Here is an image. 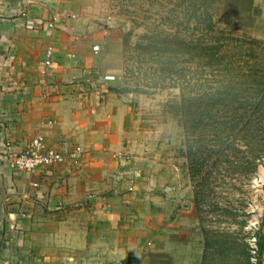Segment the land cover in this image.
<instances>
[{"label": "crops", "instance_id": "crops-1", "mask_svg": "<svg viewBox=\"0 0 264 264\" xmlns=\"http://www.w3.org/2000/svg\"><path fill=\"white\" fill-rule=\"evenodd\" d=\"M70 10L71 0H0V264L238 263L200 205L179 201V176L135 149L131 96L84 86L99 53ZM36 135L76 156L12 171L7 149Z\"/></svg>", "mask_w": 264, "mask_h": 264}, {"label": "rangeland", "instance_id": "rangeland-1", "mask_svg": "<svg viewBox=\"0 0 264 264\" xmlns=\"http://www.w3.org/2000/svg\"><path fill=\"white\" fill-rule=\"evenodd\" d=\"M71 1L70 17L91 28L85 44L99 49V68L84 86L131 96L137 152L179 176V201L200 205L203 224L239 254L233 264H264V112L251 114L243 96L222 87L264 80V0ZM174 35L227 58L219 65L209 58V68L194 50V58L172 51L169 60L162 43ZM200 96L217 102L199 109Z\"/></svg>", "mask_w": 264, "mask_h": 264}, {"label": "trees", "instance_id": "trees-1", "mask_svg": "<svg viewBox=\"0 0 264 264\" xmlns=\"http://www.w3.org/2000/svg\"><path fill=\"white\" fill-rule=\"evenodd\" d=\"M201 40L198 41H193V43H187L185 41V39H179L177 35L174 36H169V39L164 40V43H162L163 45L166 46L167 51L166 52V57H168L169 60H171L172 58L170 57V53L173 51L176 53V55H180V56H184L186 53H188V55L190 54L192 57L194 58V55L191 54V50L195 53H197L195 58H198L197 60L199 61V66L201 67H206L209 68V58H211V60H213L214 64L216 61V64H222L226 58H227V52H223L222 50H219L220 48L218 47H212V51L209 53V47H208V52L206 50L205 47H203V43L201 42ZM156 44V43H154ZM190 44L193 46L191 47ZM157 46V45H155ZM153 46V49H155V51H157V48ZM190 49V50H189ZM221 53V54H220ZM220 54V55H219ZM190 58V59H191ZM188 59V60H190ZM208 60L205 64L202 63L203 60ZM225 68L227 70H229V65L226 63L225 64ZM255 72V71H254ZM256 73V72H255ZM239 81L233 82V83H229L227 86L222 85V87L224 89H229V93L227 94L228 97L230 95L232 96H243L244 97V101H245V105L248 106V109H252L253 112L251 114L256 113L258 110L259 111H263L264 112V80L260 79V78H253L250 80H244L242 81L240 84H238ZM250 83L247 84V83ZM255 84V85H253ZM241 85V86H238ZM244 85H247L245 87H243ZM257 86V87H254ZM235 91H237L236 93H234ZM245 92V93H244ZM220 94V93H218ZM210 96V95H209ZM201 99V103L199 105V109L203 108L205 109L204 106H206L207 108L209 107V111L213 108V106L215 105V103L217 101L215 100H209V102H205L204 97L200 96L199 97ZM212 99V97H210ZM205 103V105L203 106V104ZM225 107H230V105L228 103H224ZM241 118V117H240ZM244 120V118H241ZM262 119V118H261ZM233 123H235L236 119H233ZM237 124V123H236ZM249 125V119L247 118L246 120H244L243 122V127Z\"/></svg>", "mask_w": 264, "mask_h": 264}, {"label": "built area", "instance_id": "built-area-1", "mask_svg": "<svg viewBox=\"0 0 264 264\" xmlns=\"http://www.w3.org/2000/svg\"><path fill=\"white\" fill-rule=\"evenodd\" d=\"M98 47H95V52H98ZM51 52L47 53V60L45 65L50 64ZM108 80H113L114 77H107ZM1 92V88H0ZM6 162L10 169L14 172H27L31 173L37 169L51 165L57 162H64L69 158H74L76 156L75 152L62 153L54 150L47 145L44 137L42 135H36L29 145L19 152H13L7 149ZM33 186H37L34 184ZM25 197H27L25 195Z\"/></svg>", "mask_w": 264, "mask_h": 264}]
</instances>
